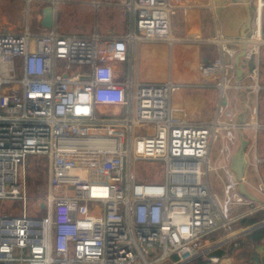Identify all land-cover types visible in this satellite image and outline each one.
Here are the masks:
<instances>
[{"label": "built area", "instance_id": "1", "mask_svg": "<svg viewBox=\"0 0 264 264\" xmlns=\"http://www.w3.org/2000/svg\"><path fill=\"white\" fill-rule=\"evenodd\" d=\"M65 1L24 0L25 29L0 30V201L22 204L18 214L0 213V264H221L225 255L216 252L237 245L228 226L264 209L242 193L232 167L241 137L253 165L261 160L264 0L246 36L233 39L173 35L178 9L210 8L209 0L93 1L129 11L124 34L65 32L56 22L30 28L32 3L56 16ZM153 41L217 46L193 84L216 91L210 119L178 114L174 98L191 84L141 79L140 48ZM35 156L46 159V196L31 212L27 162ZM147 162L163 163L160 180L139 177ZM253 187L264 194L260 177Z\"/></svg>", "mask_w": 264, "mask_h": 264}, {"label": "crops", "instance_id": "2", "mask_svg": "<svg viewBox=\"0 0 264 264\" xmlns=\"http://www.w3.org/2000/svg\"><path fill=\"white\" fill-rule=\"evenodd\" d=\"M92 0L91 3L93 4ZM211 3L210 8H203L197 5H186L177 10V12L171 17V29L173 35L177 37H187L190 35H200L204 37L213 36L215 32H220L224 36L233 39L242 34L245 26L250 21L251 17L255 13L257 0H209ZM80 3L79 0H76L75 3ZM94 5V4H93ZM41 12L37 16V27H42L43 31L48 28L44 27L42 22L44 19L43 8L48 5H40ZM106 6L113 9H125L122 7L109 6L101 4L95 8H100ZM126 10V9H125ZM126 32L129 29L131 23V15L128 10H126ZM58 14V13H57ZM252 15V16H251ZM5 20V17H3ZM31 19V18H30ZM27 21V15H25L24 24ZM54 22L57 23V15L54 16ZM1 23V22H0ZM7 29H13L8 27ZM60 29V28H59ZM97 29L100 32H106L107 29L103 30L98 25L91 29L89 32H77V33H90ZM6 30V29H1ZM16 31V30H15ZM22 31V30H21ZM62 31V30H61ZM67 32V31H65ZM124 32V33H126ZM121 34V33H119ZM151 44L162 45L167 44L165 41H153V42H144L140 48V62L143 59H150V56H153L152 61L156 64L164 63L163 49L161 46L156 48L150 46ZM202 44V45H201ZM171 50L175 48L176 55V70L170 71V76L168 79H173L179 82H185L191 84L190 89L185 91H180L176 94L174 98V104L177 108L178 114L183 117L185 120L190 123H195L199 121H205L212 117L214 112V104L216 100V91L214 88H205L200 86H194L193 84L200 82V77L197 73L198 64L207 59L213 58L217 54V46L212 43H185L176 42L172 46L170 45ZM156 49V50H154ZM146 53V55H145ZM143 57V59H142ZM159 58V59H158ZM159 61V63H157ZM261 83L263 89L261 91V103H260V113L259 118L260 122L264 124V45L261 48ZM159 68V66H158ZM142 79V78H141ZM166 79V80H168ZM165 80V81H166ZM193 90V91H192ZM195 90V91H194ZM196 92V94H195ZM196 99V101H195ZM206 109L204 113L207 114L208 119L205 120H195L193 119V113H202L203 109ZM181 111H184V114ZM180 112V113H179ZM240 113L242 110L240 108ZM262 137L260 141V151L262 149ZM258 157L261 159L256 168L258 169L259 165H262V169L256 174L251 171L255 167L252 163L251 154L247 155L248 166L246 169V178L250 183L248 189L252 195L257 198V201H262L259 196L257 189L253 186H257L259 177H264V158L259 155V142H258ZM256 169V170H257ZM262 179V178H261ZM264 201V200H263ZM247 207H242L241 211H245ZM247 217V216H246ZM245 217L237 216L233 222L228 226L227 233L230 236H233L232 240L237 243L229 244L226 249H220L216 253L219 255H225L221 264H264V241L261 243L252 242L249 237L250 235L258 230L261 226L255 230H252L254 227L264 223V219L261 220L257 225L250 227L253 224H244L242 219ZM250 227V228H249ZM255 253L258 255V258L255 257Z\"/></svg>", "mask_w": 264, "mask_h": 264}, {"label": "rangeland", "instance_id": "3", "mask_svg": "<svg viewBox=\"0 0 264 264\" xmlns=\"http://www.w3.org/2000/svg\"><path fill=\"white\" fill-rule=\"evenodd\" d=\"M74 1L75 0H66L65 2L59 5L57 23L59 25L60 30L67 32H89L92 28L98 25L103 30L113 29L116 31V33L121 34H124V32H126L127 27L125 24V14L127 12L125 9H113L108 8L106 6H102L98 9L95 8L94 5L91 3L92 0H79L80 3H75ZM40 5V3L34 2L30 6V28L35 31H43L42 27H37V16L42 10L40 9ZM25 15H27V5L24 0H0V30L7 29L8 27H12L16 31L24 30L26 25V23L24 24ZM3 17H5V20ZM202 43L208 44L206 43V41H203ZM150 46L154 48H156L157 46H161V48L163 49L164 63L161 65L154 63L152 61V58H154L153 56L155 54H153V56H150V59L148 58L149 56H147L146 60L142 57L143 60L142 62H140L141 78L144 81H165L169 78L170 71L173 70V72H175V70L177 69L175 60V48L171 50V47L168 43L162 45L151 44ZM157 63H159V61ZM205 110L206 109L204 108L202 110V113H193V119L197 121L208 119L209 117H207V114L204 113ZM262 137H264V128L260 130L258 135L259 155L260 157L264 158V140H262V149L260 151V141ZM44 160L45 159L43 157L35 156L31 157L27 162V179L30 182V185L28 184L27 204L29 207L28 210H30L31 212H33L34 210L36 211L38 209V202L44 200L46 196L47 178L43 181L41 178V176L46 172V169L44 168L46 166ZM262 165L263 164L259 165L258 169L256 167H253L254 169H251V171L255 174L256 171H259L260 173ZM146 172H148L152 177L156 178L157 180H160L164 172V165L162 162H147L144 164H140L138 168L139 177H144V174ZM261 178L264 182V177ZM211 180L215 192L217 193L219 198H222L223 188L217 175L213 173L211 175ZM139 182L142 181L139 180ZM259 198L263 201L264 194L260 193ZM21 207L22 204L17 201H0V213L18 214L21 212ZM257 224L258 223L253 224L250 227H253Z\"/></svg>", "mask_w": 264, "mask_h": 264}, {"label": "water", "instance_id": "4", "mask_svg": "<svg viewBox=\"0 0 264 264\" xmlns=\"http://www.w3.org/2000/svg\"><path fill=\"white\" fill-rule=\"evenodd\" d=\"M51 11H52L51 6H46L43 8L44 19H43L42 24L46 28H51L54 25V16H53ZM252 17H251L250 21L248 22V24L245 26L244 31L242 32L241 35L246 36L247 31L250 29V26H251ZM244 49H245V47H243V51L240 52L235 57V62L237 65L239 64L240 57L243 55ZM205 61H207V63H209L208 59H205ZM252 65H253V61H250L249 66L251 67ZM237 74L239 77H241L243 75V66L238 65ZM247 146H248L247 139L241 137L240 146L237 149V151L235 152L234 157H233L232 167H233V170L236 172L237 177L240 181V190L242 191V193L244 195L248 196L249 198L253 199V200H257V198L250 193L248 186L244 180L245 175H246V169L248 166L247 153H246ZM45 207H46L45 203H42L41 209L45 210ZM261 226H264V223L254 227L252 230H255ZM255 257L258 258V255L256 253H255Z\"/></svg>", "mask_w": 264, "mask_h": 264}, {"label": "trees", "instance_id": "5", "mask_svg": "<svg viewBox=\"0 0 264 264\" xmlns=\"http://www.w3.org/2000/svg\"><path fill=\"white\" fill-rule=\"evenodd\" d=\"M44 162L46 164V166L44 167L46 169V172H45V174H43L41 176L42 181L47 178V163H46V159L44 160ZM43 212L44 211L41 210V213H43ZM263 219H264V209L263 210H259L257 212H254L252 215H248L247 217L243 218L242 219V223H244V224H253V223H256V222H260ZM249 239L252 242H254V243H261V242H263L264 241V227H261L258 230L254 231L250 235ZM204 263H205L204 260H200L198 262V264H204Z\"/></svg>", "mask_w": 264, "mask_h": 264}]
</instances>
